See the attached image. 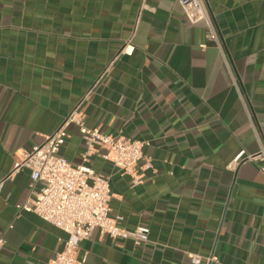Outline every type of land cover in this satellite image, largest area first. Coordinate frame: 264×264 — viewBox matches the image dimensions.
<instances>
[{"label": "crops", "instance_id": "0c3cea01", "mask_svg": "<svg viewBox=\"0 0 264 264\" xmlns=\"http://www.w3.org/2000/svg\"><path fill=\"white\" fill-rule=\"evenodd\" d=\"M0 0V264H50L67 234L19 209L34 193L14 164L80 98L87 126L150 141L139 181L92 155L112 215L149 227L135 244L94 229L84 264H264V0H204L190 23L178 0ZM138 26L132 35L136 18ZM130 55L120 48L128 38ZM104 76L95 83L97 77ZM60 152L79 163L78 127ZM213 255L216 260L205 261Z\"/></svg>", "mask_w": 264, "mask_h": 264}, {"label": "built area", "instance_id": "2783aa9c", "mask_svg": "<svg viewBox=\"0 0 264 264\" xmlns=\"http://www.w3.org/2000/svg\"><path fill=\"white\" fill-rule=\"evenodd\" d=\"M182 13L190 23L206 19L208 36L218 42L212 22L207 15L204 0H178ZM146 6L141 1V8ZM139 14L132 32L134 34ZM120 48L118 55H130L134 46L131 38ZM104 76L102 72L95 83ZM91 90L86 92L75 106L64 117L60 126L44 136L43 142L34 144L24 151L14 171L22 168L29 170L30 187L34 196L28 198L19 206L20 210L32 212L63 230L67 237L61 250L57 251L50 264H84L85 256L78 257L80 242L90 236L94 229L105 233L113 239L131 240L135 244L149 240V227L144 225L132 229L120 225L121 215H112L109 206L111 196L109 177L93 169L90 157L97 155L112 163L122 174L131 175L139 181L140 171L152 169L144 149L150 145L149 140L131 138L125 135L104 133L97 126H87L81 109ZM74 124L78 127L81 139L85 145L82 160L73 163L66 158L60 149L68 136L67 126ZM239 151L227 165L234 168L244 160L260 162L264 172V148L259 152L246 154ZM3 239L0 238V246ZM188 257L194 264L202 262V257L189 252ZM216 260L215 256L205 257L206 262Z\"/></svg>", "mask_w": 264, "mask_h": 264}]
</instances>
